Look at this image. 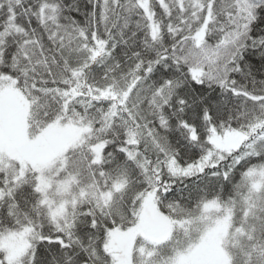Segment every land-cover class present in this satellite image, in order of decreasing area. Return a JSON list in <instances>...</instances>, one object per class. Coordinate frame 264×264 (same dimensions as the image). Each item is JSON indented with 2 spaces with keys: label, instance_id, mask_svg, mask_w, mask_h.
<instances>
[{
  "label": "snow or ice",
  "instance_id": "snow-or-ice-1",
  "mask_svg": "<svg viewBox=\"0 0 264 264\" xmlns=\"http://www.w3.org/2000/svg\"><path fill=\"white\" fill-rule=\"evenodd\" d=\"M0 264H264V0H0Z\"/></svg>",
  "mask_w": 264,
  "mask_h": 264
}]
</instances>
